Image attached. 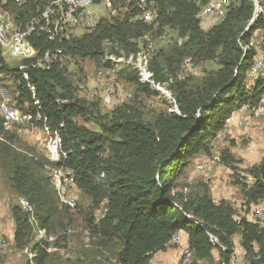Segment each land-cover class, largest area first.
I'll return each mask as SVG.
<instances>
[{
	"label": "trees",
	"instance_id": "obj_1",
	"mask_svg": "<svg viewBox=\"0 0 264 264\" xmlns=\"http://www.w3.org/2000/svg\"><path fill=\"white\" fill-rule=\"evenodd\" d=\"M205 3L206 0L159 2L162 27L176 30L185 41L163 57L162 63L168 69L161 66L155 54L150 61L157 81L172 78L169 88L179 111L170 113L161 103L165 110L151 123L119 107L107 117V123H102V117L94 115L92 106L73 97L72 82L64 75L60 62L48 71L28 68L25 81L18 67H9L0 55V75L11 77L16 83L13 105L25 113L40 108L50 129L60 135L63 149L71 152L63 164L73 170L76 187L91 198L94 207L107 200L108 211L100 222L106 233L118 240L117 264H150L152 256L165 251L168 241L179 231L187 235L192 264L210 259L216 245L221 263L229 264L236 235L240 237L245 262L264 264V227L259 221H236L233 207L224 201L215 204L205 189L201 195L177 190L187 164L198 154L209 152L230 115L243 104L256 106L264 96V74L253 84L248 83L255 52L250 49L243 54L241 49L256 32L264 49V15L245 31L252 17V2L232 0L223 20L204 30L198 14ZM13 10L20 11L23 17L36 12L35 6L31 10ZM134 13L132 9L124 17L99 21L91 33L72 38L65 45L64 54L100 58L104 41L113 44L111 52L115 54L120 50L137 52L148 29L130 21ZM36 47L43 49L41 44ZM197 50L206 59L219 60V68L207 71L198 81L173 77L172 66H178L183 57ZM132 75L137 80L135 73ZM137 84L155 96L147 87ZM78 119L98 129L80 125ZM12 134L4 131L0 117V135L6 141L0 144L13 148ZM12 160L14 190L31 206L30 212L17 203L11 207L13 239L16 246L27 248L33 255V264H44L48 258L47 241L36 242L35 232L42 230L47 237L56 234L57 208L50 192L41 185L42 180L36 178V163L25 157ZM222 160L236 170L231 164L237 161L227 151L222 153ZM242 172L243 177L234 184L240 186L244 204L250 208L264 202V158ZM247 177L252 183L246 181ZM209 236L216 238L217 243H212Z\"/></svg>",
	"mask_w": 264,
	"mask_h": 264
},
{
	"label": "built area",
	"instance_id": "obj_2",
	"mask_svg": "<svg viewBox=\"0 0 264 264\" xmlns=\"http://www.w3.org/2000/svg\"><path fill=\"white\" fill-rule=\"evenodd\" d=\"M43 1V2H42ZM160 1L170 0H41L39 7H35V14L21 16L18 10H30L32 6L28 0H0V55L4 59L7 55L11 59L20 62L18 71L22 73V78L28 81L25 70L28 68L42 71L50 70L59 63L64 55L65 45L76 38L77 30L91 31L99 23L100 12L105 11L110 16L124 17L130 10L135 13L131 16V22H137L147 27L140 39L141 47L137 52L125 53L122 50L118 54L111 52L113 45L109 41H104L101 45L102 53L99 58L100 68L95 79L98 84L90 87L86 84H79L77 92L79 97L86 100H99L105 108H111L115 103L119 93L117 77L121 73H135L137 82L147 87L155 94V99L164 103L170 113L178 114L176 101L170 91L172 78L165 81H157L154 73L150 69V61L156 51L158 43L167 36L160 23ZM232 0H207L198 14L200 27L206 29L213 23L222 20L228 10ZM253 5L252 17L249 20L245 31L261 15H264L263 0H251ZM11 7H13L11 9ZM243 34V33H242ZM257 32L253 33L246 45H242L243 54L253 49L255 54L248 72V83L253 82L264 74V49L259 48L256 43ZM41 44L42 50L36 45ZM189 68L185 65L176 75L177 80H184L187 77ZM34 97V95H33ZM58 102V101H57ZM37 104V102H35ZM154 100L150 101L153 106ZM250 112L255 119L260 118L264 113V96H262L256 106L250 107L243 104L234 111L226 122H230L236 112ZM0 117L5 132H14L15 129L26 133L36 131L44 137V150L47 163L42 169L49 178L56 198L60 205L73 210L77 206L75 194V175L72 169L64 166V162L69 158L70 150H64L60 135L57 131H52L47 124L46 118L37 107L34 113L22 112L13 105V99L5 88H0ZM62 126V124L60 125ZM219 134L217 135V137ZM0 141L6 142L0 135ZM214 162H219V157H215ZM209 165L205 162H197L194 170L198 174H203L208 170ZM250 183L252 179L247 177ZM107 200H102L97 209L93 212L95 223L100 222L108 211ZM18 206L27 212L31 211V206L23 197L17 198ZM255 216L257 220L264 218V202L256 205ZM181 231L175 233L167 243V247L179 246L181 264H188L192 259V252L188 245L181 243ZM212 243H217L216 238L209 236ZM50 241L52 236H45L44 231L35 232V241ZM1 243V240H0ZM27 248L24 252H27ZM29 257L33 255L29 253ZM223 264V263H222Z\"/></svg>",
	"mask_w": 264,
	"mask_h": 264
},
{
	"label": "rangeland",
	"instance_id": "obj_3",
	"mask_svg": "<svg viewBox=\"0 0 264 264\" xmlns=\"http://www.w3.org/2000/svg\"><path fill=\"white\" fill-rule=\"evenodd\" d=\"M39 1L41 0H28L27 3L39 7ZM196 1L203 2V0ZM12 8L13 7H11V9ZM100 17H102L100 20H103L110 19L114 16L108 17L107 13L103 11L100 12ZM222 20L213 23L211 27L218 25ZM211 27L207 26L205 30ZM163 30L167 37L162 42L158 43L154 56L161 62L162 67L168 69L165 64L162 63L163 57L169 55L170 50L175 45L180 46L185 41V38L179 37L178 32L167 25L163 26ZM92 31L77 30L76 38H80L84 34L91 33ZM255 40L258 47L262 48L260 38L258 39L256 37ZM159 52L162 57H160ZM218 61L219 60L206 59V57L202 56L197 50L195 53L183 57L178 66H172V71L169 70L173 74V77H175V75L187 65L189 70L186 79L198 81L204 77L207 71L217 70L219 68ZM4 63L11 68L19 67L20 65L18 60L11 59L7 55L4 56ZM60 67L64 70V75L67 79L72 82L74 90L73 97L92 106L91 108L94 111V115L102 117V123H107V117L112 116V111L117 107L124 111L135 113L144 122L148 123L153 122L156 115L165 110L164 105L156 100L153 94L142 90L137 84V80L133 77L132 72L118 75L117 84L119 93L116 99L117 102L111 108L103 107L99 100H86L83 97H79L77 92V86L79 84L83 83L90 87H94L98 84L95 76L100 68L99 57H72L70 54H64L60 60ZM0 88H5L12 99L14 98L16 83L11 77L0 75ZM151 100H154L155 104L153 106H150ZM105 115L107 116L105 117ZM246 116H248V113H246ZM261 121L264 122V114L258 120L247 118L245 123L239 126L241 131L247 128L238 134L240 137L239 139L230 138L226 131L228 128H225L228 124V122H226L224 129L216 134L209 152L198 154L187 164L181 178L178 180L179 186L177 190H190L188 192L189 194L198 193L201 195L205 189L214 201L217 197L216 187L220 181H225V185L229 188L232 185L236 186L238 187V191L235 190V194H229L234 200H228L227 202L228 204L229 202L234 204V206H232L235 211L233 217L236 221H239L241 219L240 216L243 213L249 212L250 208L244 204L240 186L234 184L236 179L239 180L240 177L244 175L240 167L242 161L238 158V152L252 140L253 136H251L252 134L250 130H248V127L250 128L253 122L256 124ZM78 123L80 125H85L89 129L96 130L97 128L90 123L84 122L83 119H78ZM218 134L219 136L217 137ZM10 138L13 143V148L5 147L0 144V264L32 263V258L29 257V251L27 250V252H24V248L21 249L16 246L13 239L14 224L11 207L16 205L18 197H23L16 194L11 178V163L13 162L12 159L15 157H25L26 160L36 163V178L40 181L42 180L41 185L50 192L51 198L54 200V204L57 208L55 218L57 231L56 234L52 236V240L46 242L48 258L44 264H117L116 253L119 248L118 240L106 233L101 222H94L92 215L97 207L93 206L91 198L76 187L75 194L77 206L75 209L70 210L60 205L57 200L55 192L52 189L53 187L42 169V165L47 162L44 150V137L36 131H29L26 133L16 128L14 134L10 135ZM237 142H240L239 146ZM225 151L231 155L232 159L237 161V163L231 164L236 170H233L231 166L223 162L222 153ZM104 157H106V154H104ZM215 157H219V162H214L213 159ZM196 161L207 163V165H209L208 170L203 174L196 173L194 170ZM183 185L186 187L182 188ZM221 201L226 202V200H220L219 202ZM5 223L6 225L4 226ZM217 246L218 245L212 250L213 254L210 259L203 260L198 264H222L219 258V246ZM178 247L179 246L176 245L170 248L176 249ZM237 248H239V246H237ZM180 253L181 252H179L177 264H181ZM192 262L193 259L188 264H192ZM160 264H163V262H160ZM229 264H245L241 252H238V254L233 253Z\"/></svg>",
	"mask_w": 264,
	"mask_h": 264
},
{
	"label": "crops",
	"instance_id": "obj_4",
	"mask_svg": "<svg viewBox=\"0 0 264 264\" xmlns=\"http://www.w3.org/2000/svg\"><path fill=\"white\" fill-rule=\"evenodd\" d=\"M246 113H248V116H246ZM247 118H252L254 120L260 119V118H258V119L253 118L251 116L250 112H248V111L247 112H245V111L236 112L234 114L232 120L225 127V128H228L226 131L229 134L230 138H235V139L240 138L238 134H240L241 132H243L247 128H245V129H243V131H241V128H239V126H241L243 123H245V120ZM251 124H252V126L250 128L248 127V130H250V132L252 134L251 136H253L252 140H250L242 148V150H240V152H238V155H239L238 158H239V160L242 161V163L240 164V167L242 169L256 165L260 162V160L262 158H264V122L261 121V122H258L256 124L253 122ZM237 144L239 146L240 142H237ZM198 161H196V163ZM218 182H219V180H218ZM216 188H217V197H216V200L213 201L215 204H218L220 200H226V202L228 200H231V201L234 200L232 197L229 196V194H231V193L235 194V190L238 191V187H236V186L232 185L230 188L228 186H226L225 181H220ZM229 204L231 206H234V204H232L230 202H229ZM255 209H256V205H251L250 211L247 213H243L240 216V218H245L249 222L259 221L260 225L262 227H264V218L261 220H257L256 216H255ZM5 225H6V223L4 224V226ZM180 235H181L182 245L187 244L186 233L181 231ZM232 241H233V244L235 247L234 254H238V252H241V254L244 258L245 253L239 245L240 237L234 236ZM237 246H239L240 249L237 248ZM179 252H180L179 247L176 249H171L170 247H167L164 252L162 251V252L155 253L153 258L150 260V263L151 264H160V262H163V264H177L178 259H179ZM244 260H245V258H244ZM245 264H247V263L245 262Z\"/></svg>",
	"mask_w": 264,
	"mask_h": 264
}]
</instances>
